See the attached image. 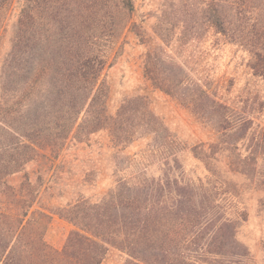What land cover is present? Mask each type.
<instances>
[{
	"label": "trees",
	"instance_id": "obj_1",
	"mask_svg": "<svg viewBox=\"0 0 264 264\" xmlns=\"http://www.w3.org/2000/svg\"><path fill=\"white\" fill-rule=\"evenodd\" d=\"M12 2L16 28L0 68V264H101L108 246L126 254L124 264H252L236 237L245 212H234L212 166L228 163L264 192V129L259 154L233 157L249 126L210 93L189 50L206 26L244 50L264 81V0H167L156 18L162 44L146 52L143 76L215 124L216 142L192 150L206 179L187 176L179 140L142 98L108 112L110 55L125 30L140 34L133 0H0V13ZM101 131L115 148L147 147L127 157L129 170L101 200L57 210L74 230L54 250L44 240L50 216L37 208L47 173L69 141Z\"/></svg>",
	"mask_w": 264,
	"mask_h": 264
},
{
	"label": "rangeland",
	"instance_id": "obj_2",
	"mask_svg": "<svg viewBox=\"0 0 264 264\" xmlns=\"http://www.w3.org/2000/svg\"><path fill=\"white\" fill-rule=\"evenodd\" d=\"M133 1L132 22L140 27V34L136 35L130 28L125 30L110 55L103 74L109 87L108 112L115 115L125 101L142 98L179 140V156L187 176L206 179L208 172L192 150L203 145L207 149L216 142L215 124L154 88L143 76L146 52L162 44L155 32V23L165 11L167 0ZM17 12L12 2L0 13V68L10 52ZM192 45L189 55L193 56V68L198 76L209 82L210 93L218 101L229 106L236 118L249 126L246 136L236 143V151L232 150L233 157L234 154L243 157L259 154L257 134L264 129V81L253 75L249 55L240 47L225 43L206 26L198 31ZM240 136L238 130L226 140L231 144ZM146 147V142L139 140L128 147L115 148L107 131L93 134L82 142L69 141L47 173L37 204V208L50 216L44 233L47 245L60 251L74 230L72 224L57 215L59 208L81 200H101L129 170L131 161L127 157L139 156ZM215 166H212L215 176L233 194L234 212H245L237 240L247 248L252 264H264V192L256 189L250 177L233 173L235 167H228V163L219 162ZM38 169L36 165L28 167L31 172ZM133 169L138 170V164ZM126 259L124 252L108 246L101 264H124Z\"/></svg>",
	"mask_w": 264,
	"mask_h": 264
}]
</instances>
